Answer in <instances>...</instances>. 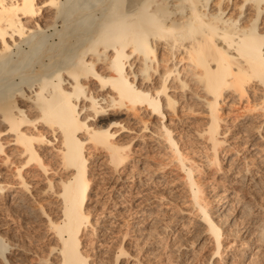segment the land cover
Here are the masks:
<instances>
[{
	"label": "bare ground",
	"instance_id": "bare-ground-1",
	"mask_svg": "<svg viewBox=\"0 0 264 264\" xmlns=\"http://www.w3.org/2000/svg\"><path fill=\"white\" fill-rule=\"evenodd\" d=\"M86 145L115 176L95 222ZM142 151L160 158L149 178ZM168 186L186 194L167 245L180 264H264V0H0V215L53 240L32 253L2 223L0 264H161Z\"/></svg>",
	"mask_w": 264,
	"mask_h": 264
},
{
	"label": "rangeland",
	"instance_id": "rangeland-1",
	"mask_svg": "<svg viewBox=\"0 0 264 264\" xmlns=\"http://www.w3.org/2000/svg\"><path fill=\"white\" fill-rule=\"evenodd\" d=\"M91 146L90 145H86V154H87V157L89 158V171L91 172V180L93 181V186H94V188H95V192L97 191L98 192V194H99V196H100V198H102L101 200H99L100 201V204L97 206V205H95L94 203H92L91 205H90V207H89V209L91 208L93 211H95V213L93 214V217H92V219H91V221L92 222H95L96 221V219H97V217H100V212H102V211H104V214H106V213H108V211H109V208H111L112 206H113V199L111 198V197H113V194H114V188H113V185H114V182H113V179H114V175L112 174V173H110L109 171H107L106 169H105V167L103 166V164H101V160H103L104 159V157H105V154L104 153H101V152H98V151H96V150H94L93 148H90ZM9 149H11V148H9ZM154 157H155V155L153 156V153H149V151L147 152H145V151H142V152H140L139 153V158H137L136 160H138L136 163L134 162L133 164H134V166H135V168L136 169H139V170H141V168H142V166L144 165V167L147 165V164H149L150 166V169H151V171H150V169H149V171H145V172H143L144 174V176H146V177H148L149 178V175H153L154 173H153V169L154 168H151V165H154V163H156L157 162V159L159 160L160 158H158V157H156L155 159H154ZM155 160H156V162H155ZM162 160V159H161ZM160 161V160H159ZM142 162H144V164L142 163ZM146 164V165H145ZM103 166V167H102ZM148 167V166H147ZM105 169V170H104ZM174 169V170H173ZM170 172H173L172 174H173V176L171 177V181L172 180H174V179H176L177 177H180L181 178V174L180 173H178V174H174V172L175 173H177L176 171H175V168H173L172 167V169H170L169 170ZM107 172V173H106ZM149 173V175H148V173ZM151 173V174H150ZM65 174L66 173H60V175H58V176H65ZM51 176H53V175H51ZM211 177H212V179H211ZM216 177H217V175L215 176V177H213V176H210L209 178H207V177H205L204 178V180L205 181H207V185H208V183H209V185L206 187L207 188V191L205 192V195H206V198L208 197V196H210L211 194H212V192L218 187V185H217V187H215V185L217 184V183H219V182H217L216 183ZM55 177L53 176V179H54ZM210 179L212 180V181H215L214 183L212 182V181H210ZM213 179H215V180H213ZM38 180H40V182H38L37 181V185L38 186H36V187H40V189H42V188H45V184H46V182L47 181H45L44 179H43V177H41V178H39ZM41 180H43L44 182H42ZM169 180V179H168ZM203 180V181H204ZM171 181H170V183H171ZM217 181H218V179H217ZM41 182L43 183V184H41ZM152 182H153V180H151L149 183H150V186L152 185ZM174 182V181H173ZM177 186H179L180 185V183L179 184H176ZM176 186H173V187H171V186H168V188L167 189H169V191L170 192H168L167 191V193H165V195H168V197H167V199H169V201H167L166 202V204H167V206L165 205V206H163V208L162 209H160V211L159 212H157V214H159V215H161V214H164L162 217L164 218V222L166 221V222H168V224H171V228L172 229H170L169 228V230L171 231H167V233L168 234H164L163 235V237H162V239L163 240H161V241H163L162 243H160L159 245H161V247L159 246V249L161 250L160 251V255H159V253H157L158 255H156V256H158L157 258H158V260H160V262H161V264L163 263H167V264H178L179 262H178V260H177V258L176 257H172L170 254H169V250H170V248L167 246V245H169V244H172V243H174V241H175V243H177V244H179V238L177 239V237L173 240L172 238H173V233H176L177 232V226H176V228L173 226L174 224H173V222L176 220L175 218H172L171 217V211H172V209H180L181 207H183L184 206V202L185 201H183V200H186L185 199V195L186 194H184V190H183V188H181V186L180 187H178V188H176ZM171 189V190H170ZM173 189V190H172ZM176 190V191H175ZM94 192V193H95ZM178 193V194H177ZM36 194V193H35ZM172 194V196H170ZM176 194V195H175ZM51 195V196H50ZM50 195H45V196H43L42 197V195H39L38 194V196H37V194L35 195V197L36 198H34L35 199V201L32 203V207L33 208H39V206L41 205V206H43L44 207V209L47 211V212H49V213H51V214H53V212H54V208H55V205H56V198H55V196L53 197V195L52 194H50ZM158 195H159V193H158ZM178 195V196H177ZM181 196V197H180ZM171 197V198H170ZM105 198H107L105 201H104V199ZM54 202V203H53ZM236 201H234V202H232V204H235V205H237V202L235 203ZM151 204V205H150ZM135 205V204H134ZM153 205V206H152ZM155 203H151V202H149L148 204H146V203H142V205H138V207H136V209H133V206L129 209L130 210V212L132 211V212H134V213H137L138 215L137 216H139L140 215V212H144L146 209H148V208H150V207H152L153 209L154 208H156L155 206ZM183 205V206H182ZM110 206V207H109ZM156 206H157V204H156ZM165 207V208H164ZM178 207V208H177ZM35 208V209H36ZM108 208V209H107ZM135 208V207H134ZM137 210V211H136ZM175 210V211H176ZM232 214H233V212H231ZM231 213H230V215H231ZM103 214V215H104ZM157 214L155 213H152L151 214V216H157ZM9 215H11V216H13V217H11V216H8V214H5V215H3L2 214V216L0 215V217H1V219H0V225H2V223H3V226L2 227H4V226H6L5 228H7V227H9L10 228V231H9V228H7V232H6V236L11 240V241H13V242H16V241H18V243L19 244H23V248H24V250L27 248V251H28V249H34V251H32L31 249L29 250L30 252H37V253H41V252H43L44 251V249H45V251L47 250V248L49 247V244H51V241L53 242V240H51L50 239V237H48L47 235H46V231H45V227L40 223H33V222H31L30 220H29V218H28V216H27V218H26V216H20L19 214H9ZM102 216V215H101ZM7 217H8V219H7ZM12 219H11V218ZM142 219L143 217H137V219ZM3 219H5L4 221H6V223L3 221ZM27 221H26V220ZM99 219V218H98ZM128 219V218H127ZM126 219V220H127ZM138 219V220H139ZM172 219V220H171ZM9 222H8V221ZM20 220V221H19ZM24 220V221H23ZM29 220V221H28ZM100 220H101V218H100ZM171 220V221H170ZM13 221V222H12ZM11 222V223H10ZM16 222V223H15ZM27 222V223H26ZM26 224V225H25ZM38 224V225H37ZM9 225V226H8ZM189 225V224H188ZM125 226V227H124ZM123 227H121V228H119V229H117V230H115L114 232L115 233H120L121 234V232H122V234L121 235H119L118 237H117V234H113V237L110 239V240H112L111 242H119L120 240H121V238H122V235H123V233L125 232V230H126V225H124ZM174 228H173V227ZM187 227V229H186V231L188 232H184L185 233V237H184V239L185 238H189L190 240H192V239H194V236H195V232L192 230L193 229V227H188V226H186ZM5 228H3V229H5ZM174 229V230H173ZM101 230V229H100ZM119 230H121V232L119 231ZM195 230V229H194ZM9 231V232H8ZM189 232H190V234H189ZM188 234H189V236H188ZM193 234H194V236H193ZM112 236V235H111ZM121 236V238H119ZM187 236V237H186ZM114 238H116L115 240H114ZM118 238V239H117ZM192 238V239H191ZM49 239V240H48ZM165 239V240H164ZM183 239V238H182ZM109 240V241H110ZM114 240V241H113ZM83 244H84V246H86V248H88L87 250H89V251H92L91 249H95V251L97 250L96 249V244L97 243H99V241L97 240V239H93V237H92V235H91V232L89 231V232H87L86 234H84V236H83ZM168 241V242H167ZM129 242H131L130 243V245H132L133 244V241H129ZM129 242H127V243H129ZM166 242H167V244H166ZM49 243V244H48ZM165 243V244H164ZM169 243V244H168ZM48 245V247L46 248V246ZM163 245V246H162ZM164 245H166L167 246V248L165 249V247L166 246H164ZM26 247V248H25ZM85 247H84V249H86ZM168 249V250H167ZM212 249L211 248V246H207L206 247V249H205V255H207L209 252H210V250ZM36 250H38V251H36ZM163 250V251H162ZM31 253V254H32ZM163 254V255H162ZM170 255V256H169ZM204 255V256H205ZM161 256V257H160ZM160 257V258H159ZM28 259L30 258V259H32V260H34L33 258L34 257H32V255L31 256H29L28 255V257H27ZM173 258V259H172ZM163 260V261H162ZM35 261V260H34ZM172 262V263H171ZM205 263H207V262H205ZM204 263V264H205ZM180 264V263H179ZM208 264V263H207Z\"/></svg>",
	"mask_w": 264,
	"mask_h": 264
}]
</instances>
